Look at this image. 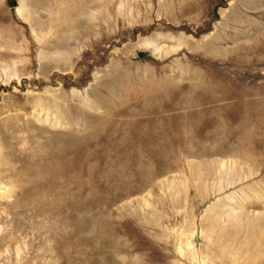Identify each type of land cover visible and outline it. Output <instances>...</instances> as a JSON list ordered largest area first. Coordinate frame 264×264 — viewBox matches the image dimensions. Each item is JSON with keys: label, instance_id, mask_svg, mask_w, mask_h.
<instances>
[{"label": "rangeland", "instance_id": "obj_1", "mask_svg": "<svg viewBox=\"0 0 264 264\" xmlns=\"http://www.w3.org/2000/svg\"><path fill=\"white\" fill-rule=\"evenodd\" d=\"M0 264H264V0H0Z\"/></svg>", "mask_w": 264, "mask_h": 264}, {"label": "water", "instance_id": "obj_2", "mask_svg": "<svg viewBox=\"0 0 264 264\" xmlns=\"http://www.w3.org/2000/svg\"><path fill=\"white\" fill-rule=\"evenodd\" d=\"M16 2V1H15ZM148 53L147 52H145V51H138V56L140 57V58H143L144 56H146Z\"/></svg>", "mask_w": 264, "mask_h": 264}, {"label": "bare ground", "instance_id": "obj_3", "mask_svg": "<svg viewBox=\"0 0 264 264\" xmlns=\"http://www.w3.org/2000/svg\"><path fill=\"white\" fill-rule=\"evenodd\" d=\"M43 118V117H42ZM48 118V117H47ZM42 121H45L46 122V118L44 117V119ZM43 123V122H42Z\"/></svg>", "mask_w": 264, "mask_h": 264}]
</instances>
